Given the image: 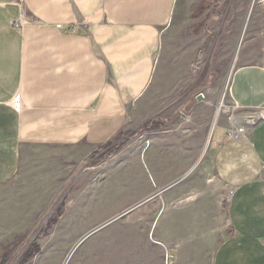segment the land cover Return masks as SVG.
Segmentation results:
<instances>
[{
  "label": "crops",
  "instance_id": "0c3cea01",
  "mask_svg": "<svg viewBox=\"0 0 264 264\" xmlns=\"http://www.w3.org/2000/svg\"><path fill=\"white\" fill-rule=\"evenodd\" d=\"M203 1L25 0L21 8L0 0V191L65 187L95 153L157 119L176 97L192 104L187 86L202 47L195 13ZM252 33L230 84L235 105L257 117L245 138L232 140L222 127L203 163L198 117L149 141L148 148L170 151L150 156V173L162 178L147 193V214L134 220L149 223L155 249L164 248L170 264H264V24ZM134 148L131 160L142 159ZM126 155L109 163L119 160L115 168ZM110 164L74 179L90 190L78 196L84 222H103L113 172L100 179L93 172ZM133 258L154 264L149 254Z\"/></svg>",
  "mask_w": 264,
  "mask_h": 264
},
{
  "label": "rangeland",
  "instance_id": "374dc122",
  "mask_svg": "<svg viewBox=\"0 0 264 264\" xmlns=\"http://www.w3.org/2000/svg\"><path fill=\"white\" fill-rule=\"evenodd\" d=\"M195 15L202 19L195 32L201 37L199 44L202 47L190 70L192 79L187 86L192 92L189 95L192 104L183 106L185 97H176L172 106L157 119L147 121L130 135H122L101 149L103 154L95 153L76 169L73 180L65 187L46 185L45 188L50 190L26 193L16 186L9 191H0V264H132L133 256L139 260L142 254L152 256L154 264L156 261L170 264L164 248L155 249L149 235V223L134 220L135 217L139 220L140 214H147L150 202L147 193L158 186L162 178L154 170L150 173V156L161 150L163 153L170 151L158 148L156 143L148 148L149 141L178 133L180 127L191 125L192 117L195 120L198 117L195 125L204 131L199 162L203 163L213 154V134L215 137L222 127L230 130L239 123L236 126H248L243 118L251 115L235 105L230 97V84L233 73L240 66L243 51L253 43L252 29L264 24V0H204ZM166 83L164 81L160 87L162 95L169 91ZM162 95L159 96L161 99ZM199 95H203L204 100L196 103ZM220 102L227 112L218 111ZM155 120L157 128L145 131ZM130 148L142 152V159L131 160L134 150ZM124 151L128 155L113 168L119 160L114 164L109 162ZM106 162L110 165L92 171L99 179L105 172H113L109 177L111 182L106 186L108 201L101 208V216L92 218L103 222H84L81 214L85 207L79 208L78 196L90 190L85 191L83 187L80 190L74 179ZM116 179L125 182L117 184ZM178 180L176 185L185 181L182 177ZM20 203L22 209H18ZM10 205L13 208L10 209ZM9 212L13 213L12 217ZM151 232L156 234L152 226ZM176 249L170 251L176 252Z\"/></svg>",
  "mask_w": 264,
  "mask_h": 264
},
{
  "label": "built area",
  "instance_id": "2783aa9c",
  "mask_svg": "<svg viewBox=\"0 0 264 264\" xmlns=\"http://www.w3.org/2000/svg\"><path fill=\"white\" fill-rule=\"evenodd\" d=\"M14 3H16L19 7H23L25 0H13ZM14 106L16 109L20 108V98L17 97L14 101ZM245 119H249V122H246L248 126H251V124H254L257 120V117H246ZM251 121V122H250ZM233 125V124H232ZM237 124L233 125V127L228 130V137L232 140H239L242 138H245L248 130V126H236Z\"/></svg>",
  "mask_w": 264,
  "mask_h": 264
},
{
  "label": "trees",
  "instance_id": "16d2710c",
  "mask_svg": "<svg viewBox=\"0 0 264 264\" xmlns=\"http://www.w3.org/2000/svg\"><path fill=\"white\" fill-rule=\"evenodd\" d=\"M157 125H156V120L153 122H150L148 126H146L145 131H151L153 129H156Z\"/></svg>",
  "mask_w": 264,
  "mask_h": 264
},
{
  "label": "bare ground",
  "instance_id": "6f19581e",
  "mask_svg": "<svg viewBox=\"0 0 264 264\" xmlns=\"http://www.w3.org/2000/svg\"><path fill=\"white\" fill-rule=\"evenodd\" d=\"M220 110L223 111V112H227L228 111L227 108H224L222 102H220V105L218 107V111H220ZM233 121H236V119H233ZM122 264H124V263H122Z\"/></svg>",
  "mask_w": 264,
  "mask_h": 264
},
{
  "label": "water",
  "instance_id": "95a60500",
  "mask_svg": "<svg viewBox=\"0 0 264 264\" xmlns=\"http://www.w3.org/2000/svg\"><path fill=\"white\" fill-rule=\"evenodd\" d=\"M204 100V96L203 95H199L198 97H197V101L198 102H202Z\"/></svg>",
  "mask_w": 264,
  "mask_h": 264
}]
</instances>
